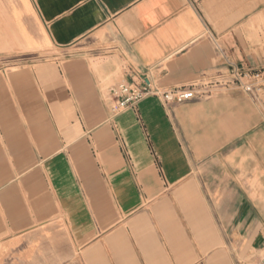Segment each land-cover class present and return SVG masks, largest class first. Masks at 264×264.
I'll use <instances>...</instances> for the list:
<instances>
[{"label":"crops","instance_id":"crops-1","mask_svg":"<svg viewBox=\"0 0 264 264\" xmlns=\"http://www.w3.org/2000/svg\"><path fill=\"white\" fill-rule=\"evenodd\" d=\"M263 64L264 0H0V264L264 258V85L110 97Z\"/></svg>","mask_w":264,"mask_h":264},{"label":"built area","instance_id":"built-area-1","mask_svg":"<svg viewBox=\"0 0 264 264\" xmlns=\"http://www.w3.org/2000/svg\"><path fill=\"white\" fill-rule=\"evenodd\" d=\"M263 85L264 64L255 70H242L233 66L228 71L218 74L216 81L210 84L162 88L147 78L146 82L144 81L141 85L126 83L112 88L110 97L113 102V113L119 114L128 109H135L141 101L148 97L159 98L166 104L184 103L210 97L212 90L219 87L241 90L256 100ZM255 264H264V258Z\"/></svg>","mask_w":264,"mask_h":264},{"label":"bare ground","instance_id":"bare-ground-1","mask_svg":"<svg viewBox=\"0 0 264 264\" xmlns=\"http://www.w3.org/2000/svg\"><path fill=\"white\" fill-rule=\"evenodd\" d=\"M4 251H5V249H4ZM2 253V250H1V252H0V254ZM1 259H2V257H1Z\"/></svg>","mask_w":264,"mask_h":264}]
</instances>
